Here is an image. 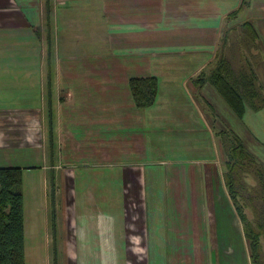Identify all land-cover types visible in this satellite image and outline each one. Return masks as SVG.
<instances>
[{
	"label": "crops",
	"instance_id": "0c3cea01",
	"mask_svg": "<svg viewBox=\"0 0 264 264\" xmlns=\"http://www.w3.org/2000/svg\"><path fill=\"white\" fill-rule=\"evenodd\" d=\"M48 1L47 43L36 0H0V60L13 50L23 61L17 67L27 64L20 52L39 50L41 59L39 70L26 74L29 84L0 79V162H11L10 150L26 141L48 140L63 200L55 206L57 256L65 264H250L219 139L191 83L241 0ZM69 4L66 16L79 29L71 36H101L100 46L65 54L45 80L46 52L59 51L52 36L58 8ZM72 9L84 23L71 20ZM245 20L260 40L264 0H249L231 24ZM71 36L63 50L70 51ZM148 76L156 78V98L138 107L129 79ZM31 89L40 91L39 101L27 106Z\"/></svg>",
	"mask_w": 264,
	"mask_h": 264
},
{
	"label": "rangeland",
	"instance_id": "374dc122",
	"mask_svg": "<svg viewBox=\"0 0 264 264\" xmlns=\"http://www.w3.org/2000/svg\"><path fill=\"white\" fill-rule=\"evenodd\" d=\"M36 2L39 13L38 26L40 29L41 27H47L44 36L48 43L50 26L48 22L51 10L49 9L50 1L36 0ZM70 6L71 4L59 6L58 8V23L54 24V30L52 27L54 33H52V36L58 37L56 47L59 51H57V53L52 52V57L49 56L51 53L49 54L48 51L46 52L45 65L41 68V71L45 74V80L50 78V73H53L55 62L58 61L60 63V61L64 59L65 54L86 55L88 52L87 47H89V44L87 43H90V52L95 49L97 43L98 46H100L101 36L95 35L97 40L89 38L86 33L84 35L71 36L73 32L79 31V29H76V26L78 25H72L68 15L66 16L65 11L69 9ZM77 7L80 8L81 4ZM88 10H90V7ZM74 11L77 18L72 17L71 20H78L79 24L84 23L86 16H81L80 9ZM230 33L231 35L226 42H224L221 35L217 50H219V52L223 50L226 57L230 59L235 67H239V64L246 61L255 64L259 83L262 85L264 94V36L256 42L255 48H249V46L242 42L241 39L237 38V33L234 32V30ZM68 35L71 36L70 51L63 50L65 48V38L68 37ZM13 51L4 55L2 60H0V64L1 61H4L0 69L6 73L4 76L0 77V79L5 80L7 78H13L14 80H20L21 83L25 80V83L29 84L33 77L32 75L26 77L28 76L26 74H34L36 69L39 70V67L36 68V66L40 65L41 60L39 50L38 52L24 51V54L20 52V58L24 55V58L27 61L24 68H22V66L17 67L13 65V63H17L18 65L20 63L23 64V61L15 56L16 52ZM258 58L260 59L259 61L257 60ZM212 63L214 64V61ZM23 70H26L24 76L21 74ZM46 90L47 83L45 82V93L48 94L49 90ZM39 95L40 91L38 90H36V93H33V89L27 91L25 96L27 106L38 102ZM193 95L197 104L202 107L205 118H207L209 123L213 125L212 127L214 128L212 129L214 132L218 129L233 130L234 133L242 138L245 145L257 155L258 159L264 160V107L259 110H253L249 105H246L243 118L240 119L232 113L231 109L212 87L206 85V87L201 89L200 94ZM14 96V94L9 96L11 101L12 98L16 100V97ZM20 97H22V95H20ZM3 100H8V97L5 96ZM3 100L1 98V101ZM210 107H212L213 110ZM48 144V140H45V145L40 146L37 138L31 139L26 141V146L15 147L10 150L11 162L10 160H8V162H0L1 166L15 165L22 167V183L19 191L22 192L24 199L25 264H65L64 258H61L62 253L60 251L57 252V256L55 252L57 241L61 238L59 228L56 227V223L58 224L60 220L57 219L56 222L55 206L56 204H61L63 200H61V194H57V189L53 186L52 170L49 169L52 166V162L49 157L50 148ZM43 165H45L46 168H44ZM243 181L246 189L243 193L244 200L248 202L250 196L254 198V193L258 189L257 179L250 174L245 175ZM255 203L256 202L254 201L253 204L255 205ZM244 204V209L248 218L255 221L253 208L247 203ZM54 235L55 239H57L56 242L54 240ZM58 245H61V243L59 242ZM261 246L264 258V236L261 237Z\"/></svg>",
	"mask_w": 264,
	"mask_h": 264
},
{
	"label": "trees",
	"instance_id": "16d2710c",
	"mask_svg": "<svg viewBox=\"0 0 264 264\" xmlns=\"http://www.w3.org/2000/svg\"><path fill=\"white\" fill-rule=\"evenodd\" d=\"M248 4L249 0H241L239 7L225 16L226 28L222 31L224 42L234 30L239 31L237 38L244 40L249 48L256 47L259 33L250 20L231 24L238 17L239 10ZM255 67L248 61L235 67L223 50H215L210 63L191 78L196 89L194 94H200L206 85L212 87L232 113L242 119L246 105L253 110L264 107L263 88ZM129 87L138 107H148L154 103L157 94L154 76L131 77ZM215 132L219 138L227 189L248 241L250 264H264L261 246V237L264 236V160L258 159L233 130L218 129ZM22 173L20 166H0V264H25L24 199L19 191ZM250 174L256 177L258 189L256 192L254 189V198L248 197L247 202L243 194L246 190L243 177ZM242 202L253 208L255 221L248 218Z\"/></svg>",
	"mask_w": 264,
	"mask_h": 264
}]
</instances>
